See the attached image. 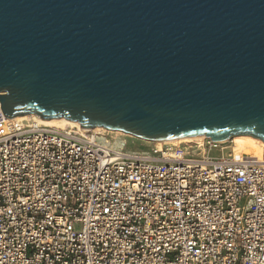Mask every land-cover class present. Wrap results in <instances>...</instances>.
<instances>
[{
	"label": "water",
	"instance_id": "water-1",
	"mask_svg": "<svg viewBox=\"0 0 264 264\" xmlns=\"http://www.w3.org/2000/svg\"><path fill=\"white\" fill-rule=\"evenodd\" d=\"M0 110L264 142V0H0Z\"/></svg>",
	"mask_w": 264,
	"mask_h": 264
},
{
	"label": "built area",
	"instance_id": "built-area-1",
	"mask_svg": "<svg viewBox=\"0 0 264 264\" xmlns=\"http://www.w3.org/2000/svg\"><path fill=\"white\" fill-rule=\"evenodd\" d=\"M0 264H264V143L257 161L233 138L131 150L15 120L0 135Z\"/></svg>",
	"mask_w": 264,
	"mask_h": 264
},
{
	"label": "bare ground",
	"instance_id": "bare-ground-1",
	"mask_svg": "<svg viewBox=\"0 0 264 264\" xmlns=\"http://www.w3.org/2000/svg\"><path fill=\"white\" fill-rule=\"evenodd\" d=\"M15 120L34 121L36 125L51 127V128H56V129L79 128L82 131H93L96 133H115L117 135L133 136L123 131L108 130L104 127H99V126L92 128V129L83 128L81 127L78 121H73L65 117L44 119L37 114H28V115H23V116H17L15 118H8L3 113L0 117V135L7 133L9 126ZM204 137L205 136H182V137H176V138L165 139V140H157L154 142L159 143L158 145H161V143H168V144H180V143H185V142L191 143V142L200 141ZM233 139L235 141V148L237 152L245 153V156H249L252 161L258 160L260 147L262 146L264 142L259 141L255 139L254 137L248 136V135H237V136H234ZM240 141H249L252 144L241 143Z\"/></svg>",
	"mask_w": 264,
	"mask_h": 264
},
{
	"label": "rangeland",
	"instance_id": "rangeland-1",
	"mask_svg": "<svg viewBox=\"0 0 264 264\" xmlns=\"http://www.w3.org/2000/svg\"><path fill=\"white\" fill-rule=\"evenodd\" d=\"M103 134L105 135V137L109 138L110 141L113 143L125 141L127 143V147L131 150H149L151 149V147L155 145L154 141L143 140L135 136L117 135L115 133H103ZM240 142L252 144L249 141H240ZM165 144H168V143H161V145H165ZM170 145H173V144H170ZM174 145H178V144H174Z\"/></svg>",
	"mask_w": 264,
	"mask_h": 264
}]
</instances>
